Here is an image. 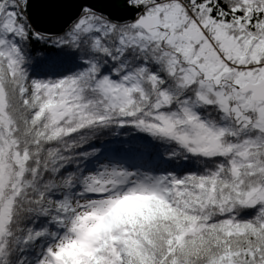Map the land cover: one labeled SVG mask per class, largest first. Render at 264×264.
Here are the masks:
<instances>
[{"label": "snow or ice", "instance_id": "obj_1", "mask_svg": "<svg viewBox=\"0 0 264 264\" xmlns=\"http://www.w3.org/2000/svg\"><path fill=\"white\" fill-rule=\"evenodd\" d=\"M0 264H264V0H0Z\"/></svg>", "mask_w": 264, "mask_h": 264}]
</instances>
